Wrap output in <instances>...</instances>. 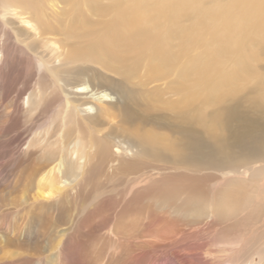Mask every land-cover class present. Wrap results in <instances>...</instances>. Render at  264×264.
I'll return each mask as SVG.
<instances>
[{"label":"rangeland","instance_id":"rangeland-1","mask_svg":"<svg viewBox=\"0 0 264 264\" xmlns=\"http://www.w3.org/2000/svg\"><path fill=\"white\" fill-rule=\"evenodd\" d=\"M69 1L72 0L36 1L42 12L40 17L56 30H65L73 29L79 21L100 23L115 15L113 10H107L109 0H84L78 5L79 11ZM209 3H205L207 7ZM91 4L98 7V12L91 11ZM24 5L23 0L14 4L22 14L8 16L13 24L5 27L0 21V264H226L229 257L234 258L239 247L257 233L253 217L250 219L246 211L219 221L188 215L181 209L185 190L199 191L211 199L223 188L216 172L171 167L172 150L181 146L185 132L191 135L199 130L205 143L212 142V136L221 128L217 115L221 109L231 106L237 113L258 116L251 105L255 102L264 105V50L249 44L247 70L238 63L234 65L230 53L218 51L213 60L220 74H227L230 85L216 88L213 98L198 100L185 107L186 111H178L172 106L179 103L177 86L183 77L195 78L197 65L207 57L205 52L219 47L196 36L189 29V17L181 16L177 23L166 25L161 18H152L149 23L154 22L150 26L153 31H169L166 45L170 62L159 64L156 70L150 68L157 61L149 60L151 51L147 47L119 67L91 64L92 69L86 71L91 83L99 89H110L116 99L98 103L97 107L102 109L92 123L81 119L76 125L63 124L62 114L59 115L63 102L58 88L46 72L36 68L33 54L21 43L34 37L20 17L30 22L36 19L32 10L25 12ZM49 37L52 36H44V40L52 39ZM69 41L76 42L77 38ZM79 41L84 44L85 40L82 37ZM43 44L35 43V48L45 52ZM182 61L186 68L176 72ZM230 71L234 72L231 76ZM66 73L62 70L61 76ZM195 87L191 84L188 89ZM37 93L42 100L29 107L27 96ZM192 111H196L194 120H184ZM104 134L121 139L151 135L158 141L156 148L161 156L131 161L124 157L111 160V155L99 161L98 150L103 143L114 150L113 142L97 137ZM78 135L84 141H95L90 166H81L70 178L67 169H62L64 173L54 172V180L67 177V183L71 184H66L58 194H47L52 177L48 178L46 172L57 166H51L53 163L42 166L48 163L43 162L42 155L52 150L53 158L68 160ZM43 173L46 176L39 181ZM175 189L177 199L174 203L167 202ZM236 240V245L222 247ZM254 257L258 262L257 254Z\"/></svg>","mask_w":264,"mask_h":264},{"label":"bare ground","instance_id":"bare-ground-1","mask_svg":"<svg viewBox=\"0 0 264 264\" xmlns=\"http://www.w3.org/2000/svg\"><path fill=\"white\" fill-rule=\"evenodd\" d=\"M23 1L27 6L25 12L26 9L32 10V15L36 19L31 23L29 19L20 17L27 27H30V36L34 37L30 38L31 40L28 42L23 39L21 43L24 42L23 46L30 54H33L36 68L46 72L58 88L63 102L59 111V115L62 114L63 124L74 123L76 125L77 121L81 119L92 123L93 118H96L97 113L102 109L98 108L97 104L104 101L111 103L116 99V96L111 95L113 91L110 89H99L91 83L86 73L92 69L91 64H97L101 68H107L108 64L112 67L115 65L119 67L127 59L138 56L142 48L147 47H150L151 51L148 55L149 60L153 58L152 60L157 61L150 68L156 70L161 64L170 62V51L166 45L169 40V31L155 29L153 31L150 26L154 25V22L149 23L152 18L157 20L161 18L166 25L170 22L177 23L181 16L189 17V29L192 28L196 36L199 35L202 39L207 38L219 47V49L214 48L212 52H205L207 57L203 63L197 65L196 73L194 72L195 78L188 76L185 79L183 77L177 86L179 103L172 106H175L173 108L178 111H186L185 107L198 102V100L213 98L216 88L230 85L231 81L227 74H220L222 72L219 71L215 58L213 60L218 51L221 50L222 54L230 53L233 64L238 63L240 67L247 70L245 64L247 63L246 53L249 44H256L258 50H264V0H218L214 2L210 0L211 4L206 0H109L107 10L115 12L111 19L93 24L87 22L83 24L85 21H79L75 23L73 29L68 27L65 30L63 28L56 30L43 21L40 17L42 12L36 2L38 0ZM83 1L72 0L69 3L75 5V10L79 11L78 5ZM17 2L19 0H0V21L5 27L8 23L13 24L8 16H21L22 14L16 10L19 8L17 5L14 8V4ZM206 2L209 3L208 7ZM92 6L94 7V4H91ZM92 8L91 11L98 12V7ZM42 16L44 17V15ZM16 18L14 17V19ZM155 25L158 24L155 23ZM44 36H52L49 37L52 39L44 40ZM82 37L85 40L84 44L79 41V38ZM72 38H77V41H69ZM42 42H44L43 48H46L45 52L35 48V43ZM251 53L253 55V52ZM1 59L2 50H0ZM185 68L186 63L182 61L178 64L176 72ZM66 69H70L68 74ZM62 70H65L66 75L61 76ZM232 73L234 72L230 71L229 75L231 76ZM102 75V78L107 77ZM191 84L196 86L193 90L188 89ZM39 94L27 96L26 104L29 107L36 105L37 101L42 100V96L40 97ZM251 106L258 116L237 113L231 106L221 109L217 114L221 128L218 133L212 136V142L205 143L199 135L201 133L199 130L191 135H187L185 132L181 146L172 150L174 152L173 160H171L173 166L171 167L190 171L210 170L216 172L218 182L222 184L223 188L216 197L211 199L199 191L194 193L185 190L181 209L188 212V215L191 213L195 216H203V218L213 217L219 221V219L228 220L230 217L239 215V212L246 211L247 216L254 219L256 235H251L249 240L247 239L248 241L239 247L240 250L234 254V258L231 256L226 262L222 261L226 264H264V189L259 190L264 188V185L260 186L261 183H264V105L255 102ZM194 112L196 111L186 115L184 120L192 119ZM125 118L127 119V115ZM223 128L226 129V132ZM97 137L102 140L106 139L107 142H113L111 147H114V150H110L109 145L106 142L103 143L101 149L98 150V152L100 151L98 153L99 161L107 160L111 155V160L124 157L131 158V161L145 156L155 159L161 156L156 148L158 141L151 135H132L126 139L117 136L110 137L109 134ZM94 142V139L84 141L79 135L76 136L68 153V160L63 157L55 159L52 150L45 151L42 159H44V163L45 161L48 163L42 166H49L51 163H53L51 166H57V168L51 167L46 172L48 178L50 176L53 179L54 172L64 173L66 169L69 172L68 176H65L74 177L75 170L81 166H90L92 159H90V152L94 148ZM168 145L167 148L170 149ZM93 155L95 157V153ZM256 163L262 164L256 166ZM45 176L43 173L39 181H42ZM67 177H59L58 180L50 178L47 194H58L66 184H71L67 183ZM259 181L262 182L258 185ZM60 183L63 185L60 186ZM256 184L260 187L259 189L256 188ZM38 190L39 186H37V194ZM175 196H178L177 189L170 193L167 202L174 203V200L177 199ZM15 240L17 241L16 238ZM9 243H11V239H9ZM236 243L237 240L230 241L229 244H224L222 247H227V245L230 247ZM256 254L259 257L258 262L254 259ZM242 258H245L244 261L239 262Z\"/></svg>","mask_w":264,"mask_h":264}]
</instances>
